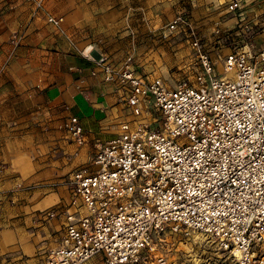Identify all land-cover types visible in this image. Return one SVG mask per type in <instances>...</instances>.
Segmentation results:
<instances>
[{
	"label": "built area",
	"instance_id": "obj_1",
	"mask_svg": "<svg viewBox=\"0 0 264 264\" xmlns=\"http://www.w3.org/2000/svg\"><path fill=\"white\" fill-rule=\"evenodd\" d=\"M28 1L36 14L43 0ZM241 7L240 0L226 6L239 10L232 32H248L250 40L244 36L243 45L224 54L220 68L184 13L173 16L161 36L188 32L193 53L191 76L174 84L140 73L131 56L116 63L105 52L77 48L62 17L45 15L92 62L90 76L119 91L131 118L112 136L94 138L88 161L56 180L15 179L0 191L12 201L20 190H65V202L38 212L40 219L62 220L44 264L161 263L157 247L168 235L195 234L236 264H264V44L252 43L261 25L245 19ZM228 30L215 29L211 42L219 44ZM21 39L12 33L13 47ZM62 129L78 147L89 142L76 115H67Z\"/></svg>",
	"mask_w": 264,
	"mask_h": 264
},
{
	"label": "crops",
	"instance_id": "obj_2",
	"mask_svg": "<svg viewBox=\"0 0 264 264\" xmlns=\"http://www.w3.org/2000/svg\"><path fill=\"white\" fill-rule=\"evenodd\" d=\"M226 1L230 0H43L32 15L28 0H0V191L10 189L23 175L28 182L46 181L71 171L74 164L82 165L90 157L94 138L112 136L121 120L131 118L119 91L99 76H90L92 62L46 23V14L64 19L77 48L87 46L86 51L92 49L96 55L102 43H108L120 61L134 43L136 49H145L155 22L151 17L158 10L165 8L173 18L187 9L189 24L198 32V24L209 26V17L230 13ZM16 31L22 39L13 47L8 41ZM161 33L166 29L158 33V40L189 48L188 32L166 38ZM67 115L80 119L87 144L78 147L64 138ZM33 135L40 138L44 153L26 147ZM65 199L62 187L20 190L12 201L0 197V249L29 251L36 249V240L57 229L61 236V218L40 219L38 212Z\"/></svg>",
	"mask_w": 264,
	"mask_h": 264
},
{
	"label": "rangeland",
	"instance_id": "obj_3",
	"mask_svg": "<svg viewBox=\"0 0 264 264\" xmlns=\"http://www.w3.org/2000/svg\"><path fill=\"white\" fill-rule=\"evenodd\" d=\"M240 4L242 6L241 11H243V16L245 19L251 21L252 19L256 18L257 20L255 21L261 25V29L258 28L255 30V33L257 34L252 40V43L257 47L263 45L264 0H240ZM184 6L187 5L184 4ZM238 11L239 10L235 11L234 14L232 12H221L218 17H209V26H206L203 23L197 25V34L203 39L204 42L208 43V49L218 68L221 67L224 54H226L229 50L234 48L238 49L239 46L243 45L244 42L241 43V40H244V36L250 40L248 32L246 35L241 34L240 37L235 36V34L232 32L233 26L236 25L234 18H236V20L238 19L236 16ZM182 12L188 19L190 15L187 13V9L183 10ZM151 18H154L155 22L153 28L150 30V39L148 40L145 49H136L134 43L131 48H128L126 51H124L125 54H127L126 56H131L134 67L140 73H144L145 75L149 76H158L169 84H174L179 79L190 77L193 71V53L190 47L186 48V45L184 47L183 45L176 46L175 44L164 43L157 38L158 33L160 35V32L166 29L168 21L172 18V16L167 15L166 9L164 8L158 10V13ZM215 29H220V31L229 29V36L224 34L219 38V44H214L211 41L213 40V36L216 35ZM178 32L179 31L171 34V36H178V34H181ZM8 42L11 44V39ZM107 45L108 43L105 45L102 43L103 47H101L99 50L109 55L113 61L115 60L117 62H121L123 59L120 61L115 59L112 52L108 50ZM142 54H145L147 58L144 60L139 59L138 55ZM38 131L43 132L42 129ZM31 132L28 131V133ZM63 135L65 136V133ZM64 138L67 139L66 137ZM27 141L29 143L26 144V147H31V149L37 148L44 153L45 148L40 144L42 142L40 141V138L37 137V135L28 137ZM55 157H58V155L56 154ZM76 167H78L77 164H74L73 169ZM60 175L56 177H50L46 179V181L56 180ZM20 180H22L24 183H29L25 175L21 176ZM59 232L60 230L57 229L53 231V233H50L49 236H43L36 240V249L31 248V250L24 252L19 251L17 248L11 250L0 249V264H44L47 250L53 247L58 241V237H60ZM30 236L32 237V235ZM157 248L163 256V262L157 263L156 261H151L148 264H236L232 255H229V253L218 249L215 244L210 241L200 240V237L186 239L179 236L168 235L162 242H160ZM86 264H99V262L97 259H92Z\"/></svg>",
	"mask_w": 264,
	"mask_h": 264
},
{
	"label": "bare ground",
	"instance_id": "obj_4",
	"mask_svg": "<svg viewBox=\"0 0 264 264\" xmlns=\"http://www.w3.org/2000/svg\"><path fill=\"white\" fill-rule=\"evenodd\" d=\"M88 51H89V50H88ZM194 237H200V240H205L203 236L198 235V234H195V235L193 236V238H194Z\"/></svg>",
	"mask_w": 264,
	"mask_h": 264
}]
</instances>
